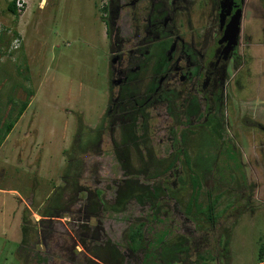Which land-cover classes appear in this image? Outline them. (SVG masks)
<instances>
[{
	"label": "rangeland",
	"instance_id": "obj_1",
	"mask_svg": "<svg viewBox=\"0 0 264 264\" xmlns=\"http://www.w3.org/2000/svg\"><path fill=\"white\" fill-rule=\"evenodd\" d=\"M8 1L0 0V117H6L12 105L10 98L17 103L27 99L28 105L0 146V264H86L80 237L92 246L109 240L123 254L124 264H141L145 250L127 249L125 234L129 225L143 219L149 223L145 238L150 242L159 230L167 228L165 247L174 250L172 257L179 263L264 264V251L260 255L259 250L264 245V160H259L264 157V131L255 122L264 124V32L255 30L257 24L264 28V16L253 14L243 22L253 42L261 43L251 50L256 55L252 67L259 75L251 78L249 88L233 91L234 98L226 100V126L221 129L225 142L210 148L199 126L193 135L195 150L200 148L198 164L193 158L188 169L180 154L175 166L159 177H138V181L167 186L169 191L174 181L176 192L183 193L181 201L164 199L158 220L153 219L150 207L135 200L121 211L95 212L96 216L89 219L81 209L90 204L88 192L82 188L101 189L102 200L109 205L116 200L120 181L126 178L110 134L114 128L110 127L113 110L109 104L116 88L109 87L106 75L112 52L110 32L106 34L100 10L105 0H25V8L17 10L18 17L7 10ZM14 30L18 35L13 37ZM151 117L148 132L152 146L157 157L168 162L173 157L170 154L183 146L178 135L186 126L183 123L176 133L163 136L158 112L151 111ZM168 136L173 139L172 148L165 139ZM79 146L84 147L83 152ZM68 151L80 158V166L72 175L79 191L63 192L64 201L73 196L64 214L41 217L36 214L38 209L57 186L64 184L62 172ZM217 154L215 163L220 167L224 161L231 163L224 173L231 174L229 180L233 174V181H228L226 174V181L219 179L216 164L212 173L203 170L201 157ZM193 173L202 176L200 202H206L207 190L214 187L212 194L220 192L212 229L201 218L199 227L196 217L184 211L191 189L189 175ZM242 192L245 198L240 196ZM232 201L235 204L230 207ZM165 206L169 210L164 213ZM93 227L97 228V242H90ZM219 235H226L224 242H217ZM153 251L159 252V248ZM155 254L147 256L148 264H161L157 258L160 252Z\"/></svg>",
	"mask_w": 264,
	"mask_h": 264
},
{
	"label": "flooded vegetation",
	"instance_id": "obj_2",
	"mask_svg": "<svg viewBox=\"0 0 264 264\" xmlns=\"http://www.w3.org/2000/svg\"><path fill=\"white\" fill-rule=\"evenodd\" d=\"M100 10L104 14L102 17L111 37V67L106 75L109 87L116 88L110 98V107L113 110L110 127L114 128V132L111 130L110 133L112 142H117V136H114L117 130L120 133L126 125L133 123L134 128H141L143 140L152 145L148 122L152 118L151 111H154L158 112L163 136L176 133V129L184 123L185 129H190L187 134L188 141L182 143V129L178 135V143L189 147V144H195L194 131L200 126L204 129L202 135L207 140V145L213 148L219 143L221 147L225 142L223 131L220 132L221 136L218 135L217 139L221 138L219 142L213 135L215 126L218 129L226 126V100L234 98L233 91L242 90L241 87L249 88L251 78L259 75L256 68L252 67L251 60L256 55H252L251 50L255 44L259 46L261 43L253 42L243 22L253 14L264 16V0H105ZM238 17L239 33L235 38L226 35V27ZM255 30L264 32L259 24ZM243 69L246 71L244 74ZM230 87L233 89L227 94ZM121 107L126 109L122 110ZM107 112L108 110L106 115ZM255 122L264 131V124L259 120ZM169 136L165 139L172 148L173 139ZM218 155L212 158L215 162L218 161ZM164 159L166 161L167 158ZM259 160H264V157ZM224 163L223 168L220 165L215 167L217 173H221L219 179H225L223 173L226 168L231 167L228 160ZM174 166L175 163L171 168ZM210 171L212 173V169ZM233 180L232 174V179L229 180L228 177V181ZM214 181L216 183L218 179ZM173 184L174 181L171 182L169 191L174 192L173 195L169 194L167 186L162 185L164 193L159 196L156 217L153 219L158 220L159 210L164 208V199L179 203L177 197L180 198L181 194L176 192ZM213 190L214 187L209 191L212 193ZM199 194L200 191L198 196ZM217 194L220 195V192ZM240 196L245 198L244 192ZM247 198L246 204L250 205ZM234 204L232 201L230 207ZM165 207L164 213L169 210V206ZM143 220L146 235V230L150 228L148 221ZM198 223L199 221L196 224ZM166 230L167 228L159 230L152 240L153 242L159 238V252L162 249L163 253L165 236L168 235ZM170 232L172 233L171 229ZM220 237L217 242H224L225 238L221 240ZM146 242L152 243L148 240ZM177 261L180 260L172 258L169 264H178Z\"/></svg>",
	"mask_w": 264,
	"mask_h": 264
},
{
	"label": "trees",
	"instance_id": "obj_3",
	"mask_svg": "<svg viewBox=\"0 0 264 264\" xmlns=\"http://www.w3.org/2000/svg\"><path fill=\"white\" fill-rule=\"evenodd\" d=\"M7 10L11 12L15 17H18L19 12L16 9L15 0H9L7 3ZM109 29L107 30L108 34ZM17 32L13 31V37L17 36ZM3 36L0 32V41L2 40ZM111 90V89H110ZM28 95L32 94L31 89L28 91ZM110 96V95H109ZM231 101V100H230ZM12 103L10 108L7 111L6 117L3 119L0 117V146L2 141L7 137L10 131L13 129L16 121L20 118L21 114L24 112L28 105V100L24 99L19 103L13 101L12 98L9 99V103ZM18 104V105H17ZM111 104V99H110ZM109 104V105H110ZM15 107L18 109L16 112ZM121 109H126L121 107ZM15 113V114H14ZM131 120V119H129ZM135 129L139 132H135ZM141 128H134L133 123L126 125L119 135H117V142L115 143V149H117V159L120 162L123 168V175L126 177L124 180H121L117 189V196L116 200L112 204H106L102 200V190L98 188L85 189L88 192L87 200L89 206L86 209L91 208V211H87L84 208H81L82 211L84 210V215L89 219L96 216L97 214L104 213L105 211L112 210V211H121L125 208L130 200H135L140 206L146 204L152 210V216L155 218L156 212L158 209V199L159 196L162 195L163 189L162 186L159 184L153 183H145L143 181H138V177L140 174H143V177H159L162 173L166 170L170 169L175 161L179 158L180 154L183 157V161L188 169H191L192 160H194V164H198V156L197 152L200 148L196 151L194 145L191 143L188 146H182L177 152L173 153V157L169 162H166L165 159L159 158L156 155L155 149L152 147L151 144H148L149 141L143 140V134L140 132ZM221 129H218L216 126L214 127L215 135L221 136ZM190 132V129H183L181 133V141L185 143L188 141L187 134ZM139 134V135H138ZM94 136V135H93ZM97 136V134H96ZM92 143L93 140L90 139ZM121 142V143H120ZM143 147L144 149H142ZM79 151L83 152L84 147L79 146ZM191 153V154H190ZM220 153V152H219ZM193 155V156H192ZM67 161L66 165L63 168L62 177H63V186H57L54 191H52L51 195L48 196L47 203L43 206V208L38 209L37 214L41 217H59L60 215L64 214V209L68 208V204L71 203L73 196H68V200L64 201L62 199L63 192L70 190L72 192L79 191L77 186V179L74 175V172L80 166L79 157L75 156L71 151L67 153ZM216 157V156H214ZM201 159L203 160V170L206 169L211 170L214 166L215 159H212L210 156H202ZM200 160V159H199ZM216 164V163H215ZM208 165V167H207ZM218 166L217 164L215 167ZM150 169V171H149ZM232 169V168H231ZM233 170H237L233 168ZM226 172V171H225ZM226 174V173H223ZM221 175V173H219ZM231 175L227 173V179ZM223 177H225L223 175ZM220 178V177H219ZM149 180L150 178H146ZM225 180L224 178H221ZM189 182H190V192L188 195V200L184 204V211L188 215L191 213L193 217L200 221L201 219L204 220L205 223H208L209 227H213L216 216L218 212L215 211V206L217 203L218 198L220 197L219 194L215 193L212 194L210 191H207L206 194V202L198 201V193L201 188L202 176L200 173H194L189 175ZM168 188V187H167ZM185 187L181 188L184 189ZM77 189V190H76ZM169 192V189H168ZM170 195H173L174 192H169ZM183 194L181 197H177L178 201H181ZM36 208V207H35ZM96 212V213H95ZM199 215V216H198ZM197 216L199 218H197ZM193 218V219H194ZM201 218V219H200ZM145 221L138 220L137 222L128 226L126 234H125V245L127 249H130L132 252H136L138 250H145L146 253L143 257V261L141 264H148L147 256L155 255L158 252H150L153 249L156 250L159 246V238L158 240L155 239L152 243H147L145 239V229H144ZM81 227L85 228L84 232L87 231L85 227V223L80 224ZM94 229V230H93ZM92 231L90 232V242L94 241L97 242L96 235V227H93ZM24 231V230H23ZM84 232L82 234H84ZM227 236L230 233H226ZM224 236V238L226 237ZM81 246L85 250V263L86 264H124V256L121 251L117 248L116 244L109 240H105L102 242L103 244L94 245L92 246L90 243H86L84 237H80ZM220 243H222L220 241ZM161 244V243H160ZM165 244V242H164ZM162 248V245H161ZM260 255H263L264 245L261 244L259 247ZM164 253L162 249L160 251L159 259L161 260L162 264H169L172 261L171 256L173 255V249L170 247L164 246ZM261 259L262 257L259 256ZM262 261V260H260Z\"/></svg>",
	"mask_w": 264,
	"mask_h": 264
},
{
	"label": "water",
	"instance_id": "obj_4",
	"mask_svg": "<svg viewBox=\"0 0 264 264\" xmlns=\"http://www.w3.org/2000/svg\"><path fill=\"white\" fill-rule=\"evenodd\" d=\"M240 31V18L238 17L237 20L231 21L230 24L225 29V34L231 35V37L235 38L236 35Z\"/></svg>",
	"mask_w": 264,
	"mask_h": 264
},
{
	"label": "built area",
	"instance_id": "obj_5",
	"mask_svg": "<svg viewBox=\"0 0 264 264\" xmlns=\"http://www.w3.org/2000/svg\"><path fill=\"white\" fill-rule=\"evenodd\" d=\"M25 3V0H15L16 9L21 11L23 8H25Z\"/></svg>",
	"mask_w": 264,
	"mask_h": 264
},
{
	"label": "clouds",
	"instance_id": "obj_6",
	"mask_svg": "<svg viewBox=\"0 0 264 264\" xmlns=\"http://www.w3.org/2000/svg\"><path fill=\"white\" fill-rule=\"evenodd\" d=\"M16 40H18V39H16ZM37 214V213H36Z\"/></svg>",
	"mask_w": 264,
	"mask_h": 264
}]
</instances>
